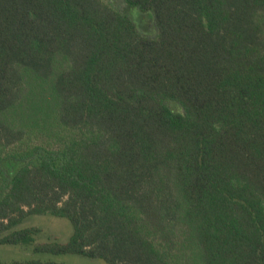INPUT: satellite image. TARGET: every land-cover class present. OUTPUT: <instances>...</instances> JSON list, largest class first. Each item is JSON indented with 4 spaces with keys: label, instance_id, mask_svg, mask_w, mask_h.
<instances>
[{
    "label": "trees",
    "instance_id": "trees-1",
    "mask_svg": "<svg viewBox=\"0 0 264 264\" xmlns=\"http://www.w3.org/2000/svg\"><path fill=\"white\" fill-rule=\"evenodd\" d=\"M123 2L0 0V247L264 264V0Z\"/></svg>",
    "mask_w": 264,
    "mask_h": 264
},
{
    "label": "rangeland",
    "instance_id": "rangeland-1",
    "mask_svg": "<svg viewBox=\"0 0 264 264\" xmlns=\"http://www.w3.org/2000/svg\"><path fill=\"white\" fill-rule=\"evenodd\" d=\"M113 4L122 12L134 20L138 28L147 35L154 37L156 27L152 17H147L137 9H129L123 0H112ZM36 228L39 234L36 236V244H43L58 241L67 243L72 235L73 228L66 219L52 216H31L24 220L17 229ZM29 260L54 261L59 264H106L102 260L90 259L78 255H49L34 254L32 247L21 246H1L0 247V264H16Z\"/></svg>",
    "mask_w": 264,
    "mask_h": 264
}]
</instances>
